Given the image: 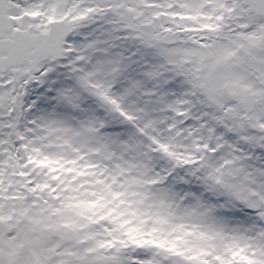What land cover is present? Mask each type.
I'll return each instance as SVG.
<instances>
[{
  "label": "snow or ice",
  "instance_id": "snow-or-ice-1",
  "mask_svg": "<svg viewBox=\"0 0 264 264\" xmlns=\"http://www.w3.org/2000/svg\"><path fill=\"white\" fill-rule=\"evenodd\" d=\"M0 264H264V0H0Z\"/></svg>",
  "mask_w": 264,
  "mask_h": 264
}]
</instances>
